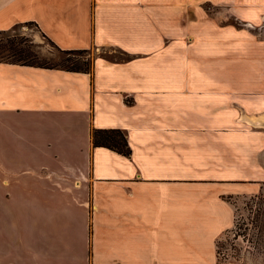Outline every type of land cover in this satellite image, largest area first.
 <instances>
[{
	"label": "crops",
	"instance_id": "obj_1",
	"mask_svg": "<svg viewBox=\"0 0 264 264\" xmlns=\"http://www.w3.org/2000/svg\"><path fill=\"white\" fill-rule=\"evenodd\" d=\"M209 1L264 15V0H0V30L99 50L92 72L0 61V264H218L264 116L236 117L229 75L187 67L185 18ZM95 128L122 129L131 154Z\"/></svg>",
	"mask_w": 264,
	"mask_h": 264
},
{
	"label": "rangeland",
	"instance_id": "obj_2",
	"mask_svg": "<svg viewBox=\"0 0 264 264\" xmlns=\"http://www.w3.org/2000/svg\"><path fill=\"white\" fill-rule=\"evenodd\" d=\"M205 6L191 9L185 18L187 67L229 75L223 86L234 87V93L245 99L243 107L234 109L236 117L243 111L264 116V15H238L229 5L216 1ZM15 27V32L31 40L43 64L64 63L65 55L35 24L22 22ZM98 53L97 48H91L73 58H87L94 65ZM254 129L250 126V150L243 154L250 156V174L243 179L249 187L235 196V224L219 240L218 264H264V145L263 133ZM253 134L260 136L258 147ZM30 190L22 193L29 196Z\"/></svg>",
	"mask_w": 264,
	"mask_h": 264
},
{
	"label": "trees",
	"instance_id": "obj_3",
	"mask_svg": "<svg viewBox=\"0 0 264 264\" xmlns=\"http://www.w3.org/2000/svg\"><path fill=\"white\" fill-rule=\"evenodd\" d=\"M28 23L34 24L33 22ZM16 30V27L8 30H0V61L84 72L93 71L94 65L92 60L90 61V59L87 58H73V55H82L88 49H62L52 41L51 42L65 55L64 63L57 65L43 64L41 62V56L31 40L25 35L15 32ZM92 136L95 145H104L126 155L131 154L128 137L120 128H95L92 132Z\"/></svg>",
	"mask_w": 264,
	"mask_h": 264
},
{
	"label": "bare ground",
	"instance_id": "obj_4",
	"mask_svg": "<svg viewBox=\"0 0 264 264\" xmlns=\"http://www.w3.org/2000/svg\"><path fill=\"white\" fill-rule=\"evenodd\" d=\"M259 123H261V122L259 121Z\"/></svg>",
	"mask_w": 264,
	"mask_h": 264
}]
</instances>
